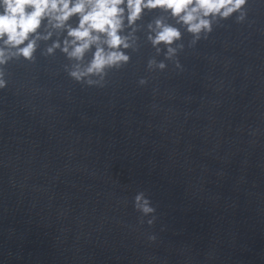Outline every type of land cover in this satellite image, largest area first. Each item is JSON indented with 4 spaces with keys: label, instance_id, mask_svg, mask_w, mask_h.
Segmentation results:
<instances>
[{
    "label": "water",
    "instance_id": "95a60500",
    "mask_svg": "<svg viewBox=\"0 0 264 264\" xmlns=\"http://www.w3.org/2000/svg\"><path fill=\"white\" fill-rule=\"evenodd\" d=\"M243 11L197 39L145 9L92 85L47 52L64 30L3 66L0 264H264V0ZM158 19L181 32L171 58Z\"/></svg>",
    "mask_w": 264,
    "mask_h": 264
},
{
    "label": "clouds",
    "instance_id": "9594fccd",
    "mask_svg": "<svg viewBox=\"0 0 264 264\" xmlns=\"http://www.w3.org/2000/svg\"><path fill=\"white\" fill-rule=\"evenodd\" d=\"M246 4L247 0H0V88L7 85L3 66L21 56L32 59L37 41H47L53 35L47 30L49 28L64 30L67 35L63 46L57 40L47 52L51 54L60 48L69 59L77 62L70 75L78 82L83 80L92 85L103 79L106 69L129 60L128 55L119 50L131 47V34L121 35L125 20L131 27L145 9L170 10L171 17L198 39L202 31L211 32L216 20L227 19L234 13H239L237 19L243 20ZM73 16L78 21L75 27L68 23ZM45 21L46 34H42L38 29ZM148 27V39L157 52L161 51L157 46L163 42L167 46L166 56L171 58L176 49L170 45L180 39L181 32L161 19L155 21V27L152 24ZM93 48L92 59L83 64L85 54ZM154 64L155 61H150L149 67ZM156 66L164 69L166 65L160 62ZM93 76L100 80L91 79ZM135 201V206L143 213L154 211L142 193L135 197Z\"/></svg>",
    "mask_w": 264,
    "mask_h": 264
}]
</instances>
